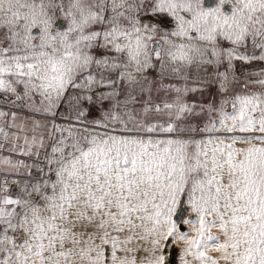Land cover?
I'll return each instance as SVG.
<instances>
[{
  "label": "snow or ice",
  "instance_id": "snow-or-ice-1",
  "mask_svg": "<svg viewBox=\"0 0 264 264\" xmlns=\"http://www.w3.org/2000/svg\"><path fill=\"white\" fill-rule=\"evenodd\" d=\"M0 264H264V0H0Z\"/></svg>",
  "mask_w": 264,
  "mask_h": 264
}]
</instances>
